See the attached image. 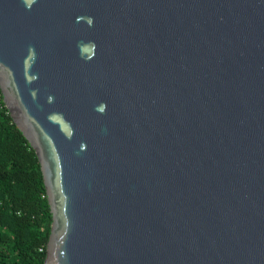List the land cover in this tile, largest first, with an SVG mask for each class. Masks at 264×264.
Segmentation results:
<instances>
[{"label": "water", "instance_id": "obj_1", "mask_svg": "<svg viewBox=\"0 0 264 264\" xmlns=\"http://www.w3.org/2000/svg\"><path fill=\"white\" fill-rule=\"evenodd\" d=\"M0 93L43 264H264V0H0Z\"/></svg>", "mask_w": 264, "mask_h": 264}, {"label": "trees", "instance_id": "obj_2", "mask_svg": "<svg viewBox=\"0 0 264 264\" xmlns=\"http://www.w3.org/2000/svg\"><path fill=\"white\" fill-rule=\"evenodd\" d=\"M51 221L35 150L0 93V264H43Z\"/></svg>", "mask_w": 264, "mask_h": 264}, {"label": "built area", "instance_id": "obj_3", "mask_svg": "<svg viewBox=\"0 0 264 264\" xmlns=\"http://www.w3.org/2000/svg\"><path fill=\"white\" fill-rule=\"evenodd\" d=\"M40 250H42V248H40Z\"/></svg>", "mask_w": 264, "mask_h": 264}]
</instances>
